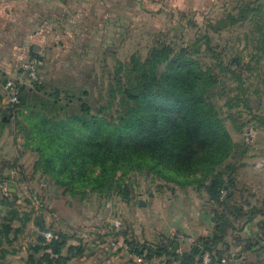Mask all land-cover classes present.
Masks as SVG:
<instances>
[{"label":"trees","instance_id":"16d2710c","mask_svg":"<svg viewBox=\"0 0 264 264\" xmlns=\"http://www.w3.org/2000/svg\"><path fill=\"white\" fill-rule=\"evenodd\" d=\"M189 23L198 28L190 42L156 40L147 60L132 56L129 63L118 62L113 82L107 85L106 104H100L102 89L94 98L88 78L78 73L66 81L37 77L22 85L13 115L8 122L0 119V136L13 119L24 151L37 154L33 172L71 195L84 196L90 190L106 197L119 194L128 201L132 188L123 185L117 173L125 176L130 171L153 174L206 195L212 206L207 236L193 243L174 235L155 245L127 244L132 257L199 264L202 254L209 252L212 264H246L242 255L249 253L264 262V199L256 204L238 190L235 171L247 150L233 141L227 128L230 122L241 131L244 124L237 120L245 115L247 124L264 130V0H236L233 9L214 22ZM244 26L245 46L250 47L245 57L228 55L226 46L213 43L212 34ZM33 50L29 48L22 64L42 61ZM11 78L0 66V113L3 86ZM16 164L17 160L0 163V183L11 181L6 170ZM0 209V248L17 240L38 213L35 225L40 233L36 244L28 247L24 264H65L82 256L80 238L46 227L42 214L47 206L25 212L3 198ZM250 227L256 230L254 238L237 236ZM49 231L55 236L51 241L44 237ZM233 233L235 245H240L238 256L230 254L228 239ZM71 240L76 244H69Z\"/></svg>","mask_w":264,"mask_h":264},{"label":"rangeland","instance_id":"374dc122","mask_svg":"<svg viewBox=\"0 0 264 264\" xmlns=\"http://www.w3.org/2000/svg\"><path fill=\"white\" fill-rule=\"evenodd\" d=\"M101 1L100 11L106 8L104 14H100L98 36L101 38L93 34L86 38L90 49L81 54L82 59L68 46L54 51L56 49L47 41L45 49L48 51L43 49L39 53L42 61L38 63L36 73L40 81L43 78L66 81L78 73L82 78H88L87 88L94 98L98 96L97 90L102 89L100 104L107 103V85L113 82L112 75L118 62L129 63L132 56L147 60L148 50L156 40L186 44L198 32V28H193L189 21L198 25L214 22L223 13L231 11L236 3V0ZM97 26L94 27L91 19L87 20L84 29H98ZM246 31V26L235 27L212 34L211 38L214 44L226 46L228 55L238 53L245 57L250 51V47L245 46ZM101 39L104 47L101 46V52H98L91 44L97 42L98 47L102 44ZM22 65L5 64L1 68L13 71L11 77L14 78L20 74ZM30 83L29 80L26 84ZM116 110L115 106L112 109L114 115ZM240 117L237 124H244L241 131L227 122L233 141L244 144L247 150L237 163L235 180L238 190L247 198L252 196V201L259 204L264 199V130L247 124L245 115ZM16 132L12 119L0 136V163L6 165L17 160L15 176L9 183H0L3 185L0 199L15 202L19 210L25 212L32 207L36 211L40 204L47 206V211L42 214L47 228L66 233L73 239L80 238L85 247L82 256H76L65 264H135L127 254V244L155 245L176 234L197 236L209 231L212 206L202 191L196 192L190 186L181 187L153 174L130 171L125 176L117 173L122 184L132 188L128 201L119 194L106 197L90 190H86L84 196L71 195L66 189L55 187L47 178L33 172L31 166L37 159L36 153L26 151L21 164L18 157L25 150V144ZM37 218L38 213H33L18 239L11 244H3L0 264H24L23 254H27L30 245L36 244L40 233L35 225ZM45 234L55 237L50 231ZM69 244L76 242L71 240ZM2 249L7 253L3 255Z\"/></svg>","mask_w":264,"mask_h":264},{"label":"crops","instance_id":"0c3cea01","mask_svg":"<svg viewBox=\"0 0 264 264\" xmlns=\"http://www.w3.org/2000/svg\"><path fill=\"white\" fill-rule=\"evenodd\" d=\"M101 5H103L101 0H0L1 67L5 64H22L31 47L38 55L43 49L47 52L45 48L49 42L56 49L54 51L68 46L81 56L90 49L86 38L92 34L100 35V14L106 11V8H103V12L100 11ZM91 19L94 20V27L99 26L98 29H84L87 20ZM103 42L104 40L102 44H98V47H96L97 42L91 46L94 50L101 52V46L104 47ZM80 58L82 59V56ZM12 72L6 70L8 75H12ZM0 116L2 117L1 113ZM20 145L24 147V144L20 143ZM26 154L27 152L24 151L20 153L21 157L18 158L21 164L24 163ZM210 228L211 225L208 232L199 233L197 236L186 235L192 239L207 236ZM255 235L256 230L250 227L237 236L254 238ZM237 236L233 233L228 239L230 254L233 256L239 255L240 245H235ZM186 246L184 248H187ZM25 256L23 254L24 258ZM242 258L246 264L261 263V258H257L254 254L244 253Z\"/></svg>","mask_w":264,"mask_h":264},{"label":"built area","instance_id":"2783aa9c","mask_svg":"<svg viewBox=\"0 0 264 264\" xmlns=\"http://www.w3.org/2000/svg\"><path fill=\"white\" fill-rule=\"evenodd\" d=\"M37 62L32 60L30 62H27L22 65L21 72L16 77L11 78L6 82V84L3 86V107H9L12 109L18 104V94H19V88L26 84L29 80L30 82H33L37 79ZM24 73V74H23ZM23 74V75H22ZM15 169V168H14ZM14 169H8L7 174H9L11 177L15 176L16 171ZM3 187V185H0V188ZM47 241L53 238L50 234L47 237V234H44ZM176 237L181 242L186 243H193V239L185 236L183 234H176ZM130 256V255H129ZM135 264H170L165 259H157V260H151L146 261L143 260L140 257H132L130 256ZM199 264H212V257L209 252H204L201 256Z\"/></svg>","mask_w":264,"mask_h":264},{"label":"water","instance_id":"95a60500","mask_svg":"<svg viewBox=\"0 0 264 264\" xmlns=\"http://www.w3.org/2000/svg\"><path fill=\"white\" fill-rule=\"evenodd\" d=\"M2 117H3V121L4 122H8L9 121V117H11L13 115V111L11 108L9 107H4L1 111Z\"/></svg>","mask_w":264,"mask_h":264}]
</instances>
